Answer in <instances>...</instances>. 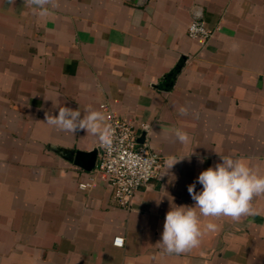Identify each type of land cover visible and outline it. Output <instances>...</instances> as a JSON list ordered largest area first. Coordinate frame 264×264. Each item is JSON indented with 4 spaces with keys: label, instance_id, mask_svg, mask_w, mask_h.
<instances>
[{
    "label": "crops",
    "instance_id": "1",
    "mask_svg": "<svg viewBox=\"0 0 264 264\" xmlns=\"http://www.w3.org/2000/svg\"><path fill=\"white\" fill-rule=\"evenodd\" d=\"M195 19L209 38L189 36ZM89 105L107 124L129 120L162 156L128 205L97 165L54 149L97 150L99 164L98 137L43 123ZM220 156L264 173V0H58L45 17L0 0V264H264V196L238 222L212 221L187 253L157 244L171 206L194 205L188 185Z\"/></svg>",
    "mask_w": 264,
    "mask_h": 264
},
{
    "label": "clouds",
    "instance_id": "2",
    "mask_svg": "<svg viewBox=\"0 0 264 264\" xmlns=\"http://www.w3.org/2000/svg\"><path fill=\"white\" fill-rule=\"evenodd\" d=\"M25 3L40 17L48 16L50 8L58 6V0H25ZM178 111L184 115L187 108L181 106ZM43 123L71 135L79 130L85 131L98 137L105 148L111 146L112 129L106 123L104 113L91 105L83 110V115L80 108L58 107V115L46 112ZM175 136L181 144L190 142L189 134L182 129H176ZM186 157L190 155L167 157L164 162L166 169L169 171ZM220 158L222 162L203 170L197 181L188 185L194 205L173 204L166 213L161 240L157 243L164 253L181 255L198 247L205 231L217 230L218 225L212 222L216 219L225 217L238 222L254 213L253 200L264 196V173L243 159ZM196 183L202 185L199 192L196 191ZM201 218L209 219L204 224Z\"/></svg>",
    "mask_w": 264,
    "mask_h": 264
},
{
    "label": "built area",
    "instance_id": "3",
    "mask_svg": "<svg viewBox=\"0 0 264 264\" xmlns=\"http://www.w3.org/2000/svg\"><path fill=\"white\" fill-rule=\"evenodd\" d=\"M188 33L192 38L207 39L212 35L206 22L199 19L191 21ZM108 125L112 129L111 146L101 145L97 169L114 188L117 200L128 205L143 185L161 174L163 160L149 144L139 141L140 135L129 120L111 116ZM80 186L86 188L90 183L84 182ZM113 243L123 246L124 237L116 236Z\"/></svg>",
    "mask_w": 264,
    "mask_h": 264
},
{
    "label": "water",
    "instance_id": "4",
    "mask_svg": "<svg viewBox=\"0 0 264 264\" xmlns=\"http://www.w3.org/2000/svg\"><path fill=\"white\" fill-rule=\"evenodd\" d=\"M146 133L143 132L139 137L140 142H144ZM56 151L62 154L64 157L73 160L77 165H80L88 170L93 169L97 165V155L98 151L93 150L91 152H84L79 150H72L67 148H56Z\"/></svg>",
    "mask_w": 264,
    "mask_h": 264
}]
</instances>
